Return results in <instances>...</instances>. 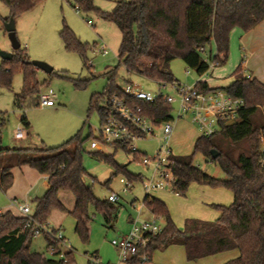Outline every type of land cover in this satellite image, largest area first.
<instances>
[{"label":"trees","instance_id":"trees-1","mask_svg":"<svg viewBox=\"0 0 264 264\" xmlns=\"http://www.w3.org/2000/svg\"><path fill=\"white\" fill-rule=\"evenodd\" d=\"M9 9L5 19L15 17L30 10L44 0H0ZM76 7L83 11H94L102 19L112 22L120 33L117 50V66L127 72L137 73L156 82L176 81L170 72V62L180 58L185 66L197 75L209 69L204 60L206 47L213 42L215 51L208 50L209 61L213 65L226 62L229 51V34L234 28L247 32L264 19V0H118L109 11H102L93 5L92 0H74ZM64 48L75 51L83 57L86 44L67 27L59 32ZM203 51H200V49ZM86 64V59L83 57ZM22 76L20 93L15 96L14 104L22 108L27 98L37 104L42 83H39L35 67L24 48L12 51L10 59L0 62V88L10 89L15 74ZM50 74H55L53 71ZM57 76L68 79L75 88L85 86L86 80L74 78L66 73ZM232 81L222 87L228 95L241 98L244 102L238 112L237 120L222 125L211 136H198L188 155L174 156L173 173L177 178V194L184 195L191 183L212 187L222 186L232 194L228 205H213L219 212L214 221L186 219L184 228L179 230L172 221L163 201L145 194L143 205L154 216L164 219L161 231L149 237L147 252L151 260L153 250L171 243L184 247L188 260L236 250L238 255L224 264H264V84L244 74L241 63L232 73ZM194 87L201 92H209L204 81H196ZM123 96L122 89L114 82V72L109 75L101 93L89 98L88 111L96 109L101 115V106L106 98ZM143 113L159 124L172 119L173 107L160 98L153 102L136 101ZM21 124L27 129L29 122L23 116ZM4 124L0 113V126ZM90 134L80 133L54 147L34 149L0 148V155L11 154L13 162L0 165V190L5 191L12 184L10 170L13 166L28 165L39 174L47 176L48 188L45 193L34 199L33 219L44 224L52 210L65 211L59 199L60 192H70L74 205L68 213L74 218V231L82 241L88 239L89 209L100 213L104 224L114 218L115 203L100 200L93 194L91 186L85 185L83 178L87 171L83 165V155L108 164L113 175L124 174L131 183L141 180L139 174H132L125 166L114 159L120 145H108L113 152L101 150L86 151L84 143ZM211 151L217 153L212 157ZM129 153V152H127ZM217 164L224 179L214 178L194 165L195 154ZM134 159L140 153L133 154ZM117 203V202H116ZM25 218L11 212H0V264H69L72 251L58 258L59 251L53 256L31 250L33 236L30 229H24ZM46 250L57 243L48 237ZM57 247V246H56Z\"/></svg>","mask_w":264,"mask_h":264},{"label":"rangeland","instance_id":"rangeland-1","mask_svg":"<svg viewBox=\"0 0 264 264\" xmlns=\"http://www.w3.org/2000/svg\"><path fill=\"white\" fill-rule=\"evenodd\" d=\"M116 1L118 0H92L93 5L102 11L111 10ZM8 15V7L0 1V51L4 52L13 51L4 30V22ZM13 19L17 40L30 60L45 62L53 68L55 74H50L51 72L46 74L39 69L37 80L42 83L40 93H46L48 89L52 90L55 104L51 107H42L37 105L33 98H27L22 108L18 109L14 101L21 90L22 76L20 73L15 74L10 89L0 88V113L4 116V124L0 126V148L54 147L80 133L83 137L90 134L91 138L84 143V148L86 151H93L94 149L89 148V142L93 137L98 136L101 121L96 109L88 111L89 98L92 94L102 92L112 71L114 82L120 88L131 83L152 95L157 94L156 81L137 73L127 72L123 66H117L120 33L116 26L99 17L92 10L86 12L79 10L74 0H44ZM87 20H90L91 24H88ZM63 26H67L83 44L87 45L83 55L86 64L77 52L67 51L64 48L59 36ZM102 44L108 50L107 55L99 52ZM209 49L215 51L213 42L206 47L204 56L208 55ZM233 51L231 48L229 58L223 65H211L209 62V69L203 75H197L187 68L180 58L170 62V72L181 85L190 86L205 77L211 79L209 81L211 85L222 88L232 80L230 74L234 69L229 71L230 64L235 62L234 64L237 65L238 59H244L241 55L239 57L237 51L234 56ZM57 73H66L71 77L86 80V84L82 88H75L70 80L60 78ZM161 92L163 95L175 96L174 90L170 87L162 89ZM101 105L102 102L98 101V106ZM23 116L29 122L27 129L20 122ZM169 122L173 128L169 139L173 154L175 156L190 154L195 139L200 136L196 126L189 116L177 117L176 113H172ZM17 128L22 129L23 139L14 138ZM162 143L161 131L158 127L154 137L137 141L136 147L141 152V156L151 157ZM101 150L106 153L113 152L108 145L102 146ZM114 159L132 174H139L142 178H148L150 175V171L141 165L139 159H134L131 153L117 149L114 152ZM193 163L214 178H225L217 164L205 159L199 153L195 154ZM83 165L87 171L83 181L85 185L91 186L96 198L104 200L112 193L119 196L115 203L113 220L110 224H104L102 215L89 209L88 239L82 241L74 231L75 220L68 213L74 205V197L70 192H62L60 194L63 195L62 202L66 210L52 211L47 222L50 226H59L64 238L61 247L65 251H72L73 260L69 264H87V258L93 254H96L101 264L113 263L116 261V251L110 243L111 240L129 231L130 220L136 218L138 211L140 220L150 219L154 215L143 205L145 192L141 180L132 181L128 187L131 188L123 191V184L119 179L126 180L124 174L113 175V169L108 164L93 159L87 153L83 155ZM13 171L17 178L15 187L24 190L25 183L30 181L31 177L18 176L19 168ZM149 195L164 202L179 230L184 228L186 219L216 220L219 212L213 205H228L231 202V193L228 189L197 183H191L184 195H176L169 189L154 190ZM16 200L18 203L27 202L25 197L17 196ZM8 204L5 193L0 190V210H4ZM156 222L159 228L164 226L162 217L156 216ZM42 238L44 237L38 236L32 240L31 250H43ZM237 255L236 250H229L188 260L184 247L179 243H171L153 250L151 260L147 264H224Z\"/></svg>","mask_w":264,"mask_h":264},{"label":"built area","instance_id":"built-area-1","mask_svg":"<svg viewBox=\"0 0 264 264\" xmlns=\"http://www.w3.org/2000/svg\"><path fill=\"white\" fill-rule=\"evenodd\" d=\"M91 24L90 20H87ZM200 51H203L201 48ZM99 52L107 55L108 50L104 44L100 46ZM206 62H210L208 56H204ZM211 65H213L210 62ZM158 92L152 95L145 92L140 87L127 83L122 89L123 96L112 95L106 98L101 105L100 121L101 126L97 137H93L89 142V148L101 150L102 146L116 144L123 146L126 152L133 154L140 153L139 162L150 171L148 178H142V186L145 194L154 190L169 189L177 195V178L173 173L174 154L169 146V139L172 133V126L169 121L159 124L149 119L144 113L141 105L136 101L153 102L157 99L169 103L177 117L189 116L202 136H211L218 132L222 125L235 122L238 112L242 109L244 102L241 98L228 95L220 88H215L209 92H201L194 85L185 86L176 81L157 82ZM170 87L174 90L175 96L163 95L161 90ZM55 104L54 94L51 89L46 93L38 94L37 105L51 107ZM175 104V106H174ZM161 131L162 144L151 157L141 156V152L136 147V142L152 138L155 136L157 128ZM14 137H23V131L17 128ZM123 184V191H127L130 182L123 178L119 179ZM108 200L116 203L119 199L117 194H110ZM22 217L25 218L23 228L30 229L33 238L42 236L48 237L57 243V247L50 245L47 254L53 256L59 251L58 258H62L61 244L63 236L58 229L51 227L47 222L37 223L30 211L29 205L24 203L17 206ZM139 211L135 219L130 220L129 231L121 237L111 240V245L116 251V261L106 264H147L150 262L147 245L149 237L161 231L157 226L156 216L150 219H139ZM87 264H101L96 254L87 258Z\"/></svg>","mask_w":264,"mask_h":264},{"label":"crops","instance_id":"crops-1","mask_svg":"<svg viewBox=\"0 0 264 264\" xmlns=\"http://www.w3.org/2000/svg\"><path fill=\"white\" fill-rule=\"evenodd\" d=\"M237 46H238V49H236ZM231 48H233V50H234L233 51L234 56H235V52L237 51L239 57L241 55V56H243L244 59H240V60L238 59L239 63L237 65L234 64L235 62H233L232 65L230 64L229 71H231L232 69L235 70L236 67L241 63L242 68L244 70V74L248 75L251 78L257 79L259 82L264 84V19H262L254 28L250 29L247 32H242L241 30H239L237 28L232 29L230 31V34H229V51H228L227 59L229 58V53L231 51ZM11 53H12V51H11ZM39 59L43 60L45 58H39ZM234 65H236L235 68H233ZM35 70H36V76H37V72L39 69L35 68ZM52 71H53V68H52ZM232 73L230 74V76L232 75ZM46 74H48V73H46ZM231 78H232V76H231ZM210 80H209V78L202 77V79L200 81L206 82L210 88H219L216 85H211L209 82ZM262 111L264 114V107H263ZM23 138H24V134H23V137L19 138L18 140L23 139ZM15 139H17V138H15ZM16 149H18V148H16ZM19 149H30V148H19ZM94 150H99V149H94ZM0 156H1L0 165L9 164V163L13 162V158L8 153H3ZM15 168H19V170H20L18 176H20L22 178H24L25 176L31 177V180L27 181L25 183V186L23 188L24 190H21V189L15 187L16 186L15 183L17 180V178H15V176H14V171H13ZM10 173L12 174V184L5 191H2L3 193H5V196L7 197V201H9V204L5 207L4 210H0V212L3 213L6 211H9L15 216H22L21 213L18 211L17 206L20 204L26 203V204L30 205L29 208H30V211L32 213L33 207H34V202H33L34 199L41 197L48 188L47 176L39 174L35 169L29 167L28 165L13 166L10 170ZM60 193H62V192H60ZM60 193H59V199L62 202V196L63 195H61ZM17 196L25 197L27 199V202L25 201L24 203L23 202L18 203L16 200ZM231 201H232V194H231ZM62 204H63V202H62ZM52 211H54V210H52ZM47 223L49 224V222H47ZM51 227H53V226H51ZM53 228L58 229L60 231L59 226H54ZM33 239H36V237ZM42 239L44 241V246L42 248L43 250H37L36 249L34 251L44 252L45 256H50L45 251L46 250V240L44 238H42ZM31 245H33V241L31 243ZM62 251L67 252V251L63 250V248H62Z\"/></svg>","mask_w":264,"mask_h":264},{"label":"water","instance_id":"water-1","mask_svg":"<svg viewBox=\"0 0 264 264\" xmlns=\"http://www.w3.org/2000/svg\"><path fill=\"white\" fill-rule=\"evenodd\" d=\"M4 30L6 31L9 41L11 43V47L13 50H16L20 47V43L17 40V37L15 35V27H14V19L13 17H10L7 21L4 22ZM12 53L11 52H4L0 51V58L1 60H7L11 58ZM32 65L42 70L45 73H50L52 71V67L48 65L45 62L32 60ZM212 157H216L217 153L215 151H211Z\"/></svg>","mask_w":264,"mask_h":264}]
</instances>
